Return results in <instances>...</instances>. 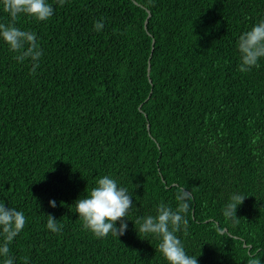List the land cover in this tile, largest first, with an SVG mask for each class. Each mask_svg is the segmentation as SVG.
I'll list each match as a JSON object with an SVG mask.
<instances>
[{"label": "trees", "instance_id": "trees-1", "mask_svg": "<svg viewBox=\"0 0 264 264\" xmlns=\"http://www.w3.org/2000/svg\"><path fill=\"white\" fill-rule=\"evenodd\" d=\"M54 7L47 21H16L37 34L35 74L0 39V202L27 219L9 245L14 264H168L134 220L161 202L175 209L178 187L192 199L177 236L198 264H264V58L240 72L237 49L264 19V0ZM10 22L0 0V23ZM105 175L133 206L122 236L96 238L73 205ZM233 193L246 196L238 222L222 211Z\"/></svg>", "mask_w": 264, "mask_h": 264}, {"label": "clouds", "instance_id": "clouds-1", "mask_svg": "<svg viewBox=\"0 0 264 264\" xmlns=\"http://www.w3.org/2000/svg\"><path fill=\"white\" fill-rule=\"evenodd\" d=\"M66 0H2L3 11L10 18V23H0V39L8 46L9 50L16 53L14 59L23 62L31 59L33 67L31 72L35 74L39 66L38 61L43 55L42 49L37 43V34L32 31L22 30L16 26L19 16L27 15L37 21H47L56 11L54 4L63 7ZM104 28L103 21L94 23V30L99 32ZM240 63L238 70L248 72L257 66L258 61L264 58V19L253 25L250 30L244 31L237 40ZM259 136L251 141L256 144ZM258 153L253 152V155ZM138 187V185H136ZM87 195L74 202L75 212L79 214L83 228L90 231L96 238H106L109 234L122 236L128 224L125 217H128L129 210L133 206L132 196L129 195L126 187L120 186L110 175L99 177L91 190L86 189ZM246 196L233 193L223 208V215L226 219L238 222L237 208L243 204ZM177 206L173 209L170 205L161 202L156 208V215L139 217L134 220L135 226L139 224V233L152 234L159 243L157 252L162 254L168 264H198L196 256H190L177 236L178 232L184 231L188 225L186 214L189 212L192 199L189 190L178 187L175 193ZM55 208L56 202H49ZM46 227L53 233H59L62 225L52 215H47ZM120 226L117 227V222ZM27 219L22 211L15 207H6L5 202H0V257H3L2 264H14V258L9 255V245L24 229ZM25 264L27 259L25 258ZM247 264H261V260L250 256Z\"/></svg>", "mask_w": 264, "mask_h": 264}, {"label": "water", "instance_id": "water-1", "mask_svg": "<svg viewBox=\"0 0 264 264\" xmlns=\"http://www.w3.org/2000/svg\"><path fill=\"white\" fill-rule=\"evenodd\" d=\"M151 17V14H149L147 20L145 21V29L147 31V26H148V21H149V18ZM154 51V42H153V48H152V52ZM150 71V66L148 67V72ZM226 231V230H224Z\"/></svg>", "mask_w": 264, "mask_h": 264}]
</instances>
